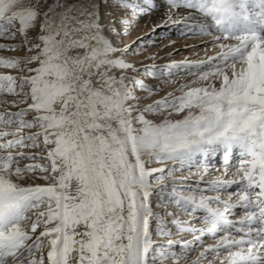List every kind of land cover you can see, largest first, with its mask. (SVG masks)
Instances as JSON below:
<instances>
[{"label": "snow or ice", "instance_id": "snow-or-ice-1", "mask_svg": "<svg viewBox=\"0 0 264 264\" xmlns=\"http://www.w3.org/2000/svg\"><path fill=\"white\" fill-rule=\"evenodd\" d=\"M180 25L211 53L136 59ZM0 41V264H264V0H0Z\"/></svg>", "mask_w": 264, "mask_h": 264}, {"label": "rangeland", "instance_id": "rangeland-1", "mask_svg": "<svg viewBox=\"0 0 264 264\" xmlns=\"http://www.w3.org/2000/svg\"><path fill=\"white\" fill-rule=\"evenodd\" d=\"M70 4H77L80 3L81 0H67ZM148 24H142L143 32L137 31L132 38H135V36H143L145 33H148V30L151 26H147ZM174 27V28H173ZM172 29L165 28L164 32L163 28H158L155 32V34H152L148 37H146L143 40V44L149 45L146 48H141L140 45L136 46V51L139 53L136 56V59H139L143 61L145 65H151L152 63L155 64H164L168 63L169 60H176L180 61L185 58H192V59H199L203 58L205 51H208L209 53L212 50V46L208 44L205 46V41L210 40V37L207 36H193V35H184L183 32V26H172ZM173 30V31H172ZM126 42L129 41L131 38H125ZM149 40V41H148ZM6 41H0V43H5ZM19 41H16L18 43ZM7 43H13V41H7ZM195 45L196 47H193ZM23 52L20 50L16 51H7V50H0V56H22ZM149 57H154V59H148ZM148 61V62H147ZM150 61V62H149ZM0 72L3 73H10L12 75H20L17 72H13L9 69H3L0 68ZM186 75L184 73L179 74L178 76L174 77V80H176L177 83L183 82L186 79ZM146 80V79H145ZM148 83H152L151 79L147 78ZM170 85V84H169ZM169 85H162L163 87L169 86ZM163 95V94H162ZM25 151H38V149H26ZM214 170V171H213ZM212 175L208 177L209 179L214 178L215 176H219L221 174L220 171H216L213 169ZM195 169L192 170L193 173H195ZM185 175H188L187 172H184ZM218 174V175H217ZM197 176L194 174L191 176V180H195ZM163 211L162 208H159L158 210ZM171 210V209H170ZM182 219H189L186 215L181 214ZM180 235H183L182 233H175L173 237H169L171 239H176ZM164 238V237H162ZM158 239L159 243H166L167 239ZM211 243L212 241H208ZM199 249H197V252L192 253L191 255H196L198 253ZM181 264H183V261H181Z\"/></svg>", "mask_w": 264, "mask_h": 264}, {"label": "bare ground", "instance_id": "bare-ground-1", "mask_svg": "<svg viewBox=\"0 0 264 264\" xmlns=\"http://www.w3.org/2000/svg\"><path fill=\"white\" fill-rule=\"evenodd\" d=\"M153 19H155V17H153ZM149 26H151V23H150V21L147 23ZM147 25V26H148ZM180 26H182V25H180ZM172 26H167V27H164V29H163V31L162 32H164V30H165V28H168V29H172L171 28ZM177 27V26H176ZM174 28V27H173ZM173 31V30H172ZM149 41V40H148ZM211 53V52H210ZM148 62V61H147ZM150 62V61H149ZM169 62H170V60H169ZM153 64V63H152ZM149 80H150V78H149ZM145 82L146 83H148V80H147V78H146V80H145ZM174 87V85H172V84H170L169 86H166V87H163V90L164 91H171L172 90V88ZM163 94V92H161L160 93V95H162ZM214 165H215V168H218V169H222L221 171L223 172V167H222V165L220 164V161H219V159L217 158V160H215L214 161ZM194 170V169H193ZM214 171V170H213ZM212 171V172H213ZM220 171V170H219ZM221 172V173H222ZM214 173V172H213ZM179 175H181L180 173H177V176H179ZM183 175H185L184 173H183ZM218 175V174H217ZM221 175V174H220ZM219 175V176H220ZM216 177V176H215ZM225 198H226V195H225ZM159 208H155V206H154V210H156V211H158V212H161L162 214H163V211H161V209L160 210H158ZM165 219L167 220V217H165ZM162 237H159V236H154V240H156L157 242L159 241L158 239H161ZM162 239H170L169 237H164V238H162ZM192 257H194L195 255H191Z\"/></svg>", "mask_w": 264, "mask_h": 264}]
</instances>
